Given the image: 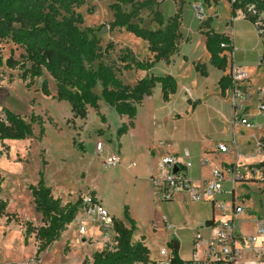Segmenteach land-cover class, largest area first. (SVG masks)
<instances>
[{"label": "trees", "instance_id": "trees-1", "mask_svg": "<svg viewBox=\"0 0 264 264\" xmlns=\"http://www.w3.org/2000/svg\"><path fill=\"white\" fill-rule=\"evenodd\" d=\"M111 10L114 19L110 23L111 30L125 29L136 37L148 43V50L153 59L140 60L129 47L122 50L116 66L107 62V53L112 49L110 44L104 51L98 29L80 28L84 19L77 9L82 7L86 0H0V45L11 42L23 50L21 60H16L13 54L4 59L0 49V69L6 66L9 69H19L20 79L30 88L36 79L44 76L45 71L50 74L56 84V94H52L48 82H42V93L57 101H66L71 105L75 118L86 119L89 109L100 113V102L111 107L120 116L128 117V123L122 124L117 130V138L133 128L138 112V105L146 96H150L154 88L160 84L163 90L164 101H169L176 93L178 84L171 76H146L134 87L125 85L120 75L128 70H150L157 62H169L179 51L182 38L181 17L179 14L166 22L163 14L156 11L154 20L158 28L150 29L141 24L140 13L148 7L150 0L143 2L134 0H112ZM256 3L258 8L264 9V0H242L240 5H232V17L236 11L247 3ZM131 5L127 11L125 6ZM246 18L252 23L254 19ZM206 30V49L210 55V63L215 68L227 72L219 82L222 96L233 89L230 76L232 59L235 49L229 36L216 32L211 27V19L204 24ZM226 44V47H222ZM197 72L207 75L206 66L197 64ZM101 87V93L95 92ZM4 117H0V140H25L33 135V125L40 127V138H43L46 129L44 120L39 115H33L26 121L20 115L4 108ZM104 121V116H101ZM3 152L0 151V157ZM45 165L46 162L44 161ZM35 209L42 215L43 225L35 227L26 222L25 243L28 244L32 235L38 242L36 258L58 241L62 234L73 223L76 217L86 207L83 200L76 203L63 204L60 198L53 195L52 189L47 186L44 171L39 172L36 185L29 187ZM2 185L0 180V196ZM97 201L95 192L91 194ZM7 202L0 198V217L7 216ZM125 221L130 226L125 224ZM114 238L116 245L110 249L106 246L102 251L95 252L92 263L87 264H135L149 262L151 252L143 240L133 242L136 230V221L130 217L128 208L124 210V221L113 217ZM210 223V222H207ZM172 252L173 264H191V260H183L180 256V243L173 237L169 243Z\"/></svg>", "mask_w": 264, "mask_h": 264}, {"label": "rangeland", "instance_id": "rangeland-1", "mask_svg": "<svg viewBox=\"0 0 264 264\" xmlns=\"http://www.w3.org/2000/svg\"><path fill=\"white\" fill-rule=\"evenodd\" d=\"M134 1L143 2L145 0ZM179 2L182 6L179 4L178 8ZM193 2L202 3L205 9L209 8L205 0H150L148 7L141 11L139 20L144 27L155 29L159 27L154 20L156 11L161 12L167 22L173 12H177L174 16L180 15L181 7L186 8ZM112 3V0H86V3L76 11L84 19L80 28L98 29L101 27L97 31V36L100 38L104 51L110 44L113 45L107 53L106 61L122 66L119 62L122 50L131 46L143 55L146 42L125 29L111 30L110 23L114 19L111 10ZM125 9L130 11L131 5L125 6ZM222 13L223 16L226 14V8H222ZM245 24L254 32L251 23L245 21ZM0 49L4 59L13 54L16 60H21L23 50L13 43L4 42L0 45ZM238 60L241 62L246 60L249 63L244 68L251 77L252 87H264V67L257 66V53L241 50ZM44 80L48 82L51 93L56 94V84L46 71L42 78L36 79L34 84L28 88L26 83L20 79L19 69H9L6 66L0 69V117H4V108L20 115L26 121H30L33 115H39L43 118L46 129L43 138H40L39 125L34 124L33 135L25 140H0V151L3 152L0 157L2 185L0 198L7 202V216L0 217V261L12 257L23 248L30 247L32 243L38 247L35 235L31 236L28 244L25 243V224L31 222L35 227L43 225L42 215L36 211L29 189L31 185L37 184L41 170L44 171L47 186L52 189L56 198L62 200L64 205L74 204L90 196L94 192L92 186L111 200L113 212H108L112 217L113 215L122 216L123 207L139 206L140 202L144 204L146 199L140 194L133 180H118L114 183L109 176L110 171L103 168L102 170L98 166L97 157L90 143L92 139L96 140L99 133H102L96 131L104 122L101 120L102 114L90 109V114L86 119L75 118L68 102L57 101L52 96L47 97L42 93ZM95 92L100 94L101 87L96 88ZM109 123L115 125L112 116L109 117ZM246 137L249 138L248 143L244 141V138H238L241 147L240 154H242L239 161L236 159L235 152L217 153L212 158L213 163L220 165L221 161H225L231 162L233 166L244 168L242 166L251 162L250 157L257 149L256 138L251 133ZM107 143L111 142L107 140ZM198 187L202 189L203 186ZM178 197L179 195H176L171 202H160L155 198L146 202L148 219L142 222V226L147 233V241H149L154 257L158 256L162 246L169 247V239L172 238V233L176 232L179 235L178 241L183 258L188 260L192 257L194 227L197 221L208 213L212 202L204 200L195 202L189 195H186L184 204L178 206L174 202ZM218 200L224 203H230L232 200L233 202L242 201L244 205L252 209L254 218L263 216L264 182L246 180L233 191L230 182H226L225 190L218 196ZM164 216L173 225L172 230H167L161 223ZM251 218L252 220L249 219L250 221H245L240 225L244 240L255 230V219ZM95 224L92 221L87 223L88 227L92 228L91 232L100 234L98 229L94 231ZM93 243L96 244V252L104 249L107 244L111 247L110 243L104 241L103 238L90 242V244ZM260 244L264 247V238L257 243L258 246ZM68 249L67 246L65 251L67 252ZM95 251H91L92 256ZM82 253L80 245L76 244L74 262L82 256ZM244 254L250 255L248 252ZM252 254L251 256L257 258L255 253ZM88 260L89 258H86L84 264H87Z\"/></svg>", "mask_w": 264, "mask_h": 264}, {"label": "crops", "instance_id": "crops-1", "mask_svg": "<svg viewBox=\"0 0 264 264\" xmlns=\"http://www.w3.org/2000/svg\"><path fill=\"white\" fill-rule=\"evenodd\" d=\"M205 1L209 5L208 9H205L202 3L197 2L187 5L186 8L181 7L182 38L179 43V51L169 62H157L148 71L132 69L124 71L120 75L122 82L132 87L146 76L171 75L178 84L176 93L171 96L169 101H164L162 87L158 84L152 94L146 96L142 103L138 105L134 127L119 138H117V130L122 124L128 123V117L118 115L114 109L100 102V113L105 120L96 131L102 133L98 132L96 140L92 139L90 143L94 153L95 143L98 139L105 141L107 152H119L122 157V163L118 167L109 170L112 182L115 183L118 180L125 179L133 180L140 194L146 198L144 204L140 202L139 206H124L128 208L130 217L136 221L137 228L133 234V242L144 239L143 242L151 252V259L157 258L159 252L158 256H153L142 222L148 219L147 200L155 198L153 179L162 174L161 159L166 155H174L179 158L182 164L190 162L191 167L186 169V171L197 187L203 186L211 178L214 168L231 163L221 161L220 165H216L212 159L217 153H221L218 150L219 145L229 144L232 140L233 108L230 104L231 91H228L226 96H222L219 86L221 78L227 72L215 68L210 63V55L206 49V37L203 34L206 30L204 27L205 22L211 19V27L216 32L231 38L235 49L232 55V63L234 65L245 67L249 64L246 60L242 62L238 60V54L241 50L257 53V59L259 54L264 52V42L260 43L258 41L254 24L246 18L242 11L237 10L236 16L232 17V6L229 0ZM179 4L180 2L178 3V8ZM180 5L182 6V3ZM197 6L201 7L204 14L202 20H199L196 16L195 9ZM223 7L226 8L224 16L222 13ZM175 13L177 12L175 11ZM175 13L173 12L171 17ZM245 21L251 23L254 32L245 24ZM128 47L134 51L140 60L153 59L152 54L148 50L147 42L144 46L143 55L131 46ZM197 64L206 66V76H202L197 72L195 68ZM111 116L115 120V125L109 123V117ZM107 140L111 143L108 144ZM244 141L248 143L249 138H244ZM240 156H236V159L239 160ZM97 162L102 169L98 158ZM92 187L98 201L108 211L113 212L111 200L106 195L99 193L94 186ZM178 195V199L174 202L179 206V204H184L187 194L182 192ZM218 202L220 203L221 201L218 200ZM221 203L225 206V209L219 210L212 203L205 217L197 221L192 235V251L193 238L197 230L202 229L204 234L209 236L210 230L215 224L230 216L229 207L233 205V200L230 203ZM125 207H123L122 216H113L124 221ZM185 208L187 209L186 206ZM246 208L253 219L264 217L263 215L254 218L252 209L249 206H246ZM164 219L168 223L169 221L167 217H163L161 223L165 227ZM91 221L93 222V220L85 218L81 212L62 234L61 238L41 253L38 258H36L37 246L32 243L30 247L23 248L12 257L0 261V264H29L32 260H36L37 264H84L86 258H89V262L92 263L91 251H95L97 248H95V243L90 244V242L102 240V235L101 233L98 234V232H91L92 228L87 225ZM245 221L250 220H247L246 216L238 219L239 230L240 225ZM82 224L86 226V232L83 234L79 230ZM125 224L130 226L126 221ZM97 229L98 227L95 224L94 231H97ZM171 236L177 240L179 238L177 232L172 233ZM172 238L169 239L168 244ZM76 244L80 245L83 253L74 262ZM67 246L69 249L66 252L65 248ZM256 250L261 251V255H256L257 258L251 256ZM245 252L250 255H245ZM180 256L183 260H187L183 258L181 249ZM200 258H202V254H200ZM240 264H264L263 245L260 244L258 246L255 244L253 249H245L242 253Z\"/></svg>", "mask_w": 264, "mask_h": 264}, {"label": "built area", "instance_id": "built-area-1", "mask_svg": "<svg viewBox=\"0 0 264 264\" xmlns=\"http://www.w3.org/2000/svg\"><path fill=\"white\" fill-rule=\"evenodd\" d=\"M229 2L231 6L242 4V0H229ZM195 10L197 18L202 20L204 14L201 7L197 6ZM239 10L245 16L248 15L254 19L253 24L258 41L264 42V9H259L253 2L245 4ZM222 47L225 48L226 44ZM257 66L264 67V52L259 54ZM230 76L233 82V89L230 90V104L233 108L232 140L229 144L219 145L218 150L221 153L235 152L239 157L241 147L238 138H248L247 134L251 133L256 138L257 145L255 154L250 157L251 162L242 166L244 168L232 164L214 168L211 178L200 189L194 185L186 171L191 167V163L182 164L178 157L166 155L160 161L161 176L153 179L154 197L158 201L171 202L176 195L184 192L195 202L209 201L217 209L223 210L225 206L218 202V196L223 194L226 182H230L232 191L246 180L264 182V87H252L251 77L242 66L232 64ZM95 153L105 170L116 168L122 163L119 152H107L104 140L96 141ZM83 201L86 205L82 212L85 218L93 220L99 226L102 238L110 243L109 248L112 249L116 245L113 217L98 199L94 201L91 195L84 197ZM229 211L230 216L215 224L209 236H206L202 229L195 232L191 264H240L243 251L253 249V246L264 238V217L255 219L254 233L244 240L237 221L242 216H246L249 220L252 215L242 201L234 202L229 207ZM164 222L167 230L173 229L166 219ZM79 230L80 233H85L86 226L82 224ZM201 253L202 258H200ZM255 253L258 256L261 255L260 250H256ZM172 257L170 247H162L157 258L135 264H173ZM29 264H37V262L32 260Z\"/></svg>", "mask_w": 264, "mask_h": 264}, {"label": "water", "instance_id": "water-1", "mask_svg": "<svg viewBox=\"0 0 264 264\" xmlns=\"http://www.w3.org/2000/svg\"><path fill=\"white\" fill-rule=\"evenodd\" d=\"M175 171H177V168H175Z\"/></svg>", "mask_w": 264, "mask_h": 264}]
</instances>
